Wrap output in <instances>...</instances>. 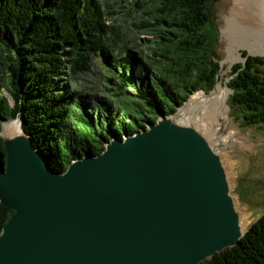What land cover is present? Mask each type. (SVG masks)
Returning a JSON list of instances; mask_svg holds the SVG:
<instances>
[{"label":"water","instance_id":"water-1","mask_svg":"<svg viewBox=\"0 0 264 264\" xmlns=\"http://www.w3.org/2000/svg\"><path fill=\"white\" fill-rule=\"evenodd\" d=\"M255 54L247 49L244 61ZM202 90L64 171L23 117L3 120L0 200L15 212L0 230V264H200L241 244L260 216L230 165L239 139L231 117L203 115Z\"/></svg>","mask_w":264,"mask_h":264},{"label":"trees","instance_id":"trees-1","mask_svg":"<svg viewBox=\"0 0 264 264\" xmlns=\"http://www.w3.org/2000/svg\"><path fill=\"white\" fill-rule=\"evenodd\" d=\"M128 1L140 31L153 38L129 34L100 0H0L4 161L3 120L23 117L34 143L64 171L76 157L101 153L113 137L172 113L197 89L215 87L221 58L208 30L212 0ZM94 57L103 62L101 86L82 81ZM232 68L230 104L244 123L263 122L264 56ZM14 212L0 200V230ZM200 264H264V212L241 244Z\"/></svg>","mask_w":264,"mask_h":264},{"label":"rangeland","instance_id":"rangeland-1","mask_svg":"<svg viewBox=\"0 0 264 264\" xmlns=\"http://www.w3.org/2000/svg\"><path fill=\"white\" fill-rule=\"evenodd\" d=\"M103 7L110 11L113 9L115 15L112 21L122 25L123 28L128 31L129 34L135 38L140 34L142 38H153V33H142L140 28L136 25L137 19L135 18L136 12L133 11L132 5L128 0H100ZM235 4L234 0H212L210 8L212 11L211 22L208 26L211 35L214 40V47L218 53L217 58L223 59V67L221 70L220 80L228 89L227 105L229 107L230 124L233 134L239 137L236 146L230 153L231 161L230 165L234 171L238 174V192L240 197L245 202V206L251 213L252 217H259L264 212V121L258 124H246L241 119L240 114L238 115L239 108L235 105H231L229 102L230 95V81L235 74H233V65L238 62H243L244 53L241 57L231 60L228 54V41L223 32L224 21V9L231 7ZM114 22V23H115ZM138 40H141L138 38ZM144 51L148 50V47H143ZM154 53V45L151 46ZM248 47H241V51H247ZM0 51L2 52L1 45ZM0 52V53H1ZM256 55V54H255ZM257 55L264 56V53H258ZM98 59L94 60L92 69L86 72H82V81L86 85L101 86L103 79V67L98 63ZM4 65L0 63V75L5 73ZM220 82V81H219ZM101 83V84H100ZM214 89V88H213ZM203 89L206 94L210 91ZM7 93L11 94V91L4 89ZM223 98V97H221ZM13 102L15 100L11 98ZM226 116L222 115L221 119H225Z\"/></svg>","mask_w":264,"mask_h":264},{"label":"bare ground","instance_id":"bare-ground-1","mask_svg":"<svg viewBox=\"0 0 264 264\" xmlns=\"http://www.w3.org/2000/svg\"><path fill=\"white\" fill-rule=\"evenodd\" d=\"M234 1L235 4L224 9L225 23L222 33L228 41V58L235 60L241 57V47H248L256 53H264V0ZM94 59H98V63L103 65L100 58L94 57ZM196 94L197 96L194 97L195 102L197 105L201 104L203 107V115H207L208 117L211 115L214 116L213 118L219 120L222 118V115H225L227 119L230 118L228 113L229 107L227 105L228 89L221 80L217 89L210 95L204 91L197 92Z\"/></svg>","mask_w":264,"mask_h":264}]
</instances>
